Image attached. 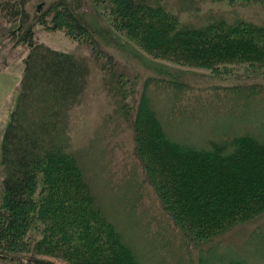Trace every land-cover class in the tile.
<instances>
[{"label": "trees", "instance_id": "trees-1", "mask_svg": "<svg viewBox=\"0 0 264 264\" xmlns=\"http://www.w3.org/2000/svg\"><path fill=\"white\" fill-rule=\"evenodd\" d=\"M160 1L113 0L119 5V11L117 6L111 9L117 31L143 50L176 64L215 69L236 63L264 64V22L256 24L239 17L227 21L222 15L208 12L205 24L182 25L180 14L198 13L196 0H176L175 11ZM223 1L264 6V0H211ZM89 3L96 11L94 0ZM23 4L17 0L3 5V16L15 24L8 35L19 32L18 41L27 46L28 54L16 111L3 138L6 176L0 204V261L56 264L39 258L49 256L66 264H140L122 241L111 215L94 198L78 163L81 156L69 151L70 113L87 85L88 68L71 54L35 42L31 26L22 30L27 18ZM59 4L44 13L52 28L74 36H93L80 1ZM117 78L113 76L105 84L117 98L108 120L121 118L129 124L134 135V155L145 181L184 245L213 243L260 220L264 215L262 130L233 124L236 127L227 131L207 124L202 126L205 141H200L205 147L178 138L172 140L150 104L149 84L144 85L132 116L123 82ZM184 86L170 82L175 94L171 106L185 91ZM219 90L224 98L220 106L223 110L230 108L225 112L229 118L241 117L250 108L264 111V83ZM258 96L262 97L256 100ZM212 104L197 103L186 108L178 120L185 122L191 113H206ZM142 113L144 130L138 119ZM124 189L134 192L128 201L132 204L127 205L131 208L139 198L135 191L140 189ZM260 226L253 231H260ZM167 244L165 240L163 247ZM241 258H230L228 264H247ZM163 261L159 260V264Z\"/></svg>", "mask_w": 264, "mask_h": 264}, {"label": "rangeland", "instance_id": "rangeland-1", "mask_svg": "<svg viewBox=\"0 0 264 264\" xmlns=\"http://www.w3.org/2000/svg\"><path fill=\"white\" fill-rule=\"evenodd\" d=\"M12 1L17 0H0V204L6 176V169L2 165L3 138L16 111L24 60L28 54L27 46L18 41L19 32L8 35L15 24L8 21V16H3V5ZM23 1L27 18L22 30L31 26L35 42L71 54L88 68L87 85L70 113L69 151L78 157L81 156L78 163L92 187L94 198L99 207L111 215L110 220L117 226L122 241L132 249L137 261L140 264H159L161 259L164 260L163 264H228L230 258L243 257L247 264H264V215L255 224L235 229V232H230L213 243L196 247L184 245L177 234L178 231L160 208L151 187L145 181L139 161L134 155V135L129 124L121 118L108 120L113 116L117 98L105 85L113 76L123 82L126 102L134 116V107L144 85L149 84L150 104L156 108L167 136L172 140L178 138L185 143L190 141L204 146L205 144L200 142L205 141L202 126L207 124L217 125L213 128L221 127L227 131L239 124L244 128L250 126L258 132H264L263 110L250 108L241 117L231 115L229 118L225 116V112L230 108L223 110L220 106L224 98L223 91L219 90L239 84H263L264 64L250 66L248 63H236L215 69L176 64L157 57L117 31L118 23L111 11L117 6L113 0H94L96 11L91 7L89 0H78L82 4L86 23L94 31L90 38L85 35L74 36L63 29L52 28L44 15L49 8L58 6L59 3H75L76 0ZM160 2L174 11L178 9L176 0ZM196 3L198 13L180 14L182 25L190 23L198 27L205 24V14L208 12L222 15L227 21L239 17L256 24L264 22V6L259 4H230L227 1L211 0H196ZM39 4H43L41 9L38 8ZM116 8L119 11V5ZM41 18L47 21L42 23L39 21ZM109 71L114 75L111 76ZM172 81L185 85V91L183 90L173 106L171 100L175 94L170 88ZM115 86L117 85L114 84L113 87ZM260 97L262 96H258L256 100ZM207 102L213 103V108L208 109L206 113L195 112L191 113L192 117L185 122L178 120L186 108ZM138 117L140 129L144 130V113ZM224 118H227L225 123ZM223 123L225 125H222ZM125 187H130L133 191L140 189L138 193L135 191V196L139 198L131 208L127 205L132 204L128 201L134 192L127 191ZM258 226L261 230L254 232ZM250 232L261 236L256 237ZM165 240L168 244L163 247ZM39 258L56 264H66L49 256ZM0 264L9 263L0 261Z\"/></svg>", "mask_w": 264, "mask_h": 264}, {"label": "flooded vegetation", "instance_id": "flooded-vegetation-1", "mask_svg": "<svg viewBox=\"0 0 264 264\" xmlns=\"http://www.w3.org/2000/svg\"><path fill=\"white\" fill-rule=\"evenodd\" d=\"M21 2H23V0H21ZM43 4H39L38 8L41 9Z\"/></svg>", "mask_w": 264, "mask_h": 264}]
</instances>
